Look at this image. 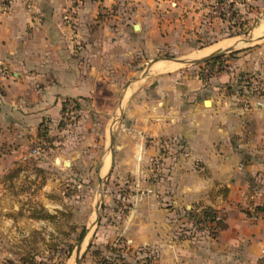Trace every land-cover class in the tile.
Returning <instances> with one entry per match:
<instances>
[{
  "label": "crops",
  "instance_id": "obj_1",
  "mask_svg": "<svg viewBox=\"0 0 264 264\" xmlns=\"http://www.w3.org/2000/svg\"><path fill=\"white\" fill-rule=\"evenodd\" d=\"M224 2L241 9L255 0ZM221 3L13 0L0 14V205L4 176L26 160L43 127L51 133L61 122L64 102L74 101L82 120L110 108L109 94L143 72L165 30L213 27L222 22ZM69 10L72 27L62 20ZM241 75L264 82V42L205 78L183 70L140 86L124 133L132 161L125 171L135 179L129 186L140 191L131 197L121 232L97 233V245L118 235L128 250H150L151 264H261L264 219L251 217L264 212V94L241 88ZM153 156L158 176L149 184L142 177ZM203 207L224 216L226 227L215 237L192 228L188 213Z\"/></svg>",
  "mask_w": 264,
  "mask_h": 264
},
{
  "label": "rangeland",
  "instance_id": "obj_2",
  "mask_svg": "<svg viewBox=\"0 0 264 264\" xmlns=\"http://www.w3.org/2000/svg\"><path fill=\"white\" fill-rule=\"evenodd\" d=\"M227 10L228 17L217 11V17L222 22H217L213 27L201 24L198 27L200 29L195 31V28L184 25L181 29L165 30L163 45L149 50L141 72L153 60L200 58V54L199 57L193 55L200 52H205L204 55L211 54L239 38H252V30L260 25L264 29V0H255L253 5L249 4L241 9L228 7ZM262 32L264 37V30ZM263 37L249 45L235 46V51L219 56L221 61L215 64L201 62L181 65L163 61L176 65L168 72L158 70V63L161 61L156 62L149 68L146 77L129 84L128 79H125L115 93H110V101L106 102V106L110 104V108L99 109L100 114L92 110L85 120L81 119L82 115H78V110H74L72 121L67 127L59 122L51 133L47 132V137L37 138L34 143L44 151L40 155H31L32 144L26 160L14 166L3 178L5 201L0 205V211L4 210V215H0V251L4 264H23V261H26L25 264H74L75 248L80 240L76 239L82 228H87L89 232L85 236V246L81 248L79 264L104 263L101 262L102 259L111 255L105 247L114 249L117 253L119 251L127 264L134 263L135 259L130 256L133 251H128L127 245L118 235L111 243H95L99 232L105 235L107 232H121L131 206V197L140 191L135 187L130 188V183L135 182V179L125 171L132 162L131 156L124 149L127 144L124 133L129 125L126 114L130 112V100L134 102L140 99V86L142 89L146 88L152 79L170 72L195 71L202 73L205 78L210 72H215V66H223L226 59H233L236 54L263 44ZM136 64L133 63V67ZM211 65L213 66L210 67ZM139 75L140 73L133 78ZM249 79L256 81L251 77ZM240 84L243 85L242 82ZM123 89L127 91L125 97ZM244 89L248 91V88ZM111 131L115 132L112 168L99 187V178H104L111 166V152L108 149ZM108 156L109 167L102 174ZM150 159L148 177H142L149 184L155 183L158 176L155 167L157 159L154 156ZM145 168L143 165V169ZM44 213L55 218L36 220L31 217ZM190 223L196 229L192 221ZM70 249L72 251L69 254ZM97 249L103 256L93 255ZM112 263L122 264L123 261ZM137 264L145 262L139 261Z\"/></svg>",
  "mask_w": 264,
  "mask_h": 264
},
{
  "label": "trees",
  "instance_id": "obj_3",
  "mask_svg": "<svg viewBox=\"0 0 264 264\" xmlns=\"http://www.w3.org/2000/svg\"><path fill=\"white\" fill-rule=\"evenodd\" d=\"M219 3H223L224 0H218ZM228 7H233L232 3H228ZM222 17V16H221ZM223 18V17H222ZM221 61V57H217L212 59L211 61H207L206 64H210L212 63H217ZM213 64V65H214ZM211 65V66H213ZM249 77H245L244 75L240 76V82L243 83V85H241V88H248L249 85V81H248ZM66 102H69L73 105V109L74 110H78V106L74 101L68 100ZM64 102V104L66 103ZM63 104V107H64ZM48 133H47V128L43 127L37 134V138H45L47 137ZM38 141V140H37ZM219 193L221 192L223 195H225V191L224 190H220L218 191ZM189 218L192 221L193 226L196 227V229L198 230H203V228L206 226V229L209 230L210 235L215 237L217 235V233L219 231H222L225 229L226 225L224 223V216L222 214H220L217 210L211 208V207H203L201 209L195 210V209H191V211L188 213ZM33 219L36 220H53L55 218V216L50 215V214H42V215H36V216H31ZM83 228L81 229V231L78 234V237L76 240H79L81 238V234L83 232ZM105 250L110 252L111 255L108 258H104L102 259L101 262H104L102 264H113L112 262L118 261V260H122L123 263L122 264H127V261H125V259L123 258L124 256H122L119 251L117 253V251H115L114 249L111 248H107L105 247ZM72 249L69 250V254L71 253ZM130 251V250H128ZM94 256H103V253L100 250H95L93 252ZM141 255V256H140ZM131 257H133L132 259H135L133 262L137 263L139 261H143L145 262V264H151L153 259H154V255L151 254L150 250L146 249V248H141L137 251H134L131 255ZM100 259V260H101ZM26 261H23V264H25ZM8 264H13L11 262H9ZM101 264V263H98ZM132 264V263H130Z\"/></svg>",
  "mask_w": 264,
  "mask_h": 264
},
{
  "label": "built area",
  "instance_id": "obj_4",
  "mask_svg": "<svg viewBox=\"0 0 264 264\" xmlns=\"http://www.w3.org/2000/svg\"><path fill=\"white\" fill-rule=\"evenodd\" d=\"M13 0H0V14L7 13L12 8ZM27 8L31 9V6L27 4ZM220 9V10H219ZM228 4L227 2L221 3L218 11H220L225 17L229 16L228 12ZM63 22L67 25L72 27L74 24V18L72 16V11H65L62 16ZM220 67L215 66L213 70L217 71ZM210 71H212V68H210ZM0 74H4V70L0 68ZM249 85L248 89L250 94H253L254 96L260 97L264 94V82L248 79ZM74 114L73 105L69 102H66L63 107L62 115H61V123H63L64 126H68L72 121V116ZM33 148L31 149V155H40V152H43L42 148L37 146L36 142L33 143ZM258 219H264V212H256L252 215L251 220L256 221ZM261 264H264V259L261 262Z\"/></svg>",
  "mask_w": 264,
  "mask_h": 264
},
{
  "label": "water",
  "instance_id": "obj_5",
  "mask_svg": "<svg viewBox=\"0 0 264 264\" xmlns=\"http://www.w3.org/2000/svg\"><path fill=\"white\" fill-rule=\"evenodd\" d=\"M135 29H137V26L135 25L134 26ZM263 36H261L260 38H262ZM260 38H257V39H253V38H242L241 40H239V42L241 44H251L253 43V41L255 40H259ZM264 38V37H263ZM238 43L235 45L237 46ZM235 46L233 47H229V48H220L218 50H216L215 52L205 56V57H202V58H193V59H180V58H159V59H156V60H153L150 62L149 65L146 66V69L145 71H143L139 77H136V78H133L131 80V83L133 82H136L140 79H142L143 77H146L147 76V71L149 70V68L156 62H159V61H166V62H172V63H176V64H181V65H185V64H191V65H194V64H199L201 62H207V61H210L214 58H217L225 53H230L232 51H235ZM204 105H209V101H204ZM121 109V108H120ZM114 140H115V132L114 131H111L110 134H109V143H108V149L109 151L111 152V166H110V169L109 171L107 172V175L104 177V178H99V187H101V184L103 183V181L108 177L109 173H110V170L112 168V163H113V144H114ZM102 162L103 160L100 162V166L102 165ZM97 215V214H96ZM89 232V230L86 228L79 240V242L77 243L76 245V248H75V256H74V264H79V260H80V255H81V247H82V243L85 239V236L86 234Z\"/></svg>",
  "mask_w": 264,
  "mask_h": 264
},
{
  "label": "bare ground",
  "instance_id": "obj_6",
  "mask_svg": "<svg viewBox=\"0 0 264 264\" xmlns=\"http://www.w3.org/2000/svg\"><path fill=\"white\" fill-rule=\"evenodd\" d=\"M264 29H263V26H258L256 29H254L253 31H252V37H258V36H262V31H263ZM242 38H239V39H237L236 41H234V42H231L230 44H228L227 46H223V47H221V48H229V47H233V46H235L237 43H238V45L239 44H241L240 42H239V40H241ZM255 39H257V38H255ZM199 54H200V58H202V57H205V56H207V55H204L205 54V52H200V53H198V54H196V55H193V57H199ZM209 55V54H208ZM202 56V57H201ZM175 66L176 65H174V64H169V63H166V62H160V63H158V70H162V71H172L174 68H175ZM125 100V99H124ZM106 158V157H105ZM108 167H109V156L107 157V159H106V161H105V164H104V168H103V172H102V174L103 173H105L107 170H108ZM102 176V175H101ZM86 241V239H84V241H83V243H82V249H83V245L86 243L85 242ZM85 246V245H84Z\"/></svg>",
  "mask_w": 264,
  "mask_h": 264
}]
</instances>
